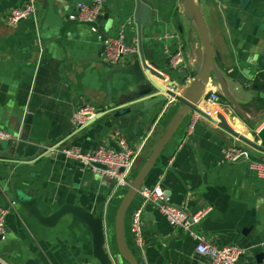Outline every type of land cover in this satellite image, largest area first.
<instances>
[{"label":"crops","instance_id":"obj_1","mask_svg":"<svg viewBox=\"0 0 264 264\" xmlns=\"http://www.w3.org/2000/svg\"><path fill=\"white\" fill-rule=\"evenodd\" d=\"M28 1L0 0V129L14 140L10 146L8 140H0V209L7 211L0 264H100L94 256L92 231L85 222L72 213L54 226L27 217L24 208L5 193L12 191L13 184L36 195L45 215L72 203L102 217L107 247L117 254L120 264H128L117 253L115 228L127 186L116 187L113 179L67 157L62 148L89 151L99 145L111 147L109 138L117 140L115 132L120 130L133 146L144 142L140 168L150 154H144L147 143L163 134L180 102L169 97L167 103L146 112L120 117V124L99 119L84 134L74 135L73 116L83 102L103 104L109 91L113 100L129 90L131 76H108L104 50L100 51L103 30L107 37L123 30L126 42L137 43L136 0H105L97 32L89 23L69 18L78 1L93 0H35L34 15L9 24L8 14ZM147 1L152 4V17L143 26V43L154 51V61L159 65L149 66L163 85L170 80L178 85L182 80V85L175 87L182 94L204 60L196 23L185 16L183 0ZM196 1L210 29L215 61L231 92L244 111L259 116L264 113V99L254 88V80L264 71L259 66L264 56V0ZM179 51L183 65L175 70L170 57ZM137 53L124 56L120 63H130ZM208 88L218 90L223 99L219 103L205 100L204 107L198 106L213 116L232 120L230 123L240 120L249 132L219 83L212 80ZM29 113L32 118L26 121ZM263 125L264 118L252 124L255 129ZM225 138L232 137L206 118L189 113L146 184L148 188L160 186L172 204L189 212L209 209L197 225L198 233L218 247L239 245L242 264H264V259H255L264 251V178L249 168L247 160L225 161L223 150L230 145ZM254 152L264 158V153ZM141 202L139 194L127 214L130 244H137L130 225ZM143 219L140 247L144 264H209L197 252L198 239L172 226L151 204L145 206Z\"/></svg>","mask_w":264,"mask_h":264},{"label":"water","instance_id":"obj_2","mask_svg":"<svg viewBox=\"0 0 264 264\" xmlns=\"http://www.w3.org/2000/svg\"><path fill=\"white\" fill-rule=\"evenodd\" d=\"M183 6L185 16L194 20L196 23L204 48V60L200 70L186 86L182 94H178L175 91L176 86L182 85V80L178 85L172 80H170L167 85H163L154 77L156 72L150 68L149 64L159 65L154 61V51L152 49H146L143 43V26L148 24L151 20L152 4L147 0H136L134 21L138 30V41L135 44L138 49L137 56L130 63L108 64L107 72L108 76L113 73L130 75L131 80L128 84L129 90L126 93H121L113 100L111 98V92L109 91L108 98L103 104L91 103L95 108L96 116L92 117L74 134L76 136L84 134L86 128L99 119H103L102 122L111 120L116 124H120V117L129 116L136 111L146 112L155 105L167 103L169 97L180 102V107L171 118L163 134L155 142L151 140L147 143L144 154L147 152H150V154L140 168L137 167L142 162V159L138 162V165L135 166V174L128 176L129 185L127 186L126 193L116 213L115 228L117 253L123 260H126L128 264H144L141 258L140 245L130 244L127 238L126 218L129 209L140 191L147 188L146 179L149 173L155 166L164 148L173 137L174 132L189 113H199L202 117L224 130L232 137L225 138L230 146L243 147L252 158L264 160L262 156L254 152L264 153V125L259 129H255L252 126V124L264 118V113L252 117L243 110L231 92L222 71L215 61L210 29L201 6L196 0H183ZM106 38L107 32L103 30V43H105ZM104 49L105 44H103L100 52L102 53ZM263 61L264 56H261L259 60V66L261 68L264 67ZM182 65L183 62H180L174 69L180 70ZM212 80H216L219 83L224 97L234 106L241 118L244 119V123L250 130L248 134L242 133L231 127L224 116H213L198 106L210 91L211 88H208V85L211 84ZM256 91L259 96L264 99V92ZM31 118L32 114H27L26 121H30ZM234 139L238 140L241 144L235 143ZM13 142V139H9L7 144L10 146ZM109 143L117 152L121 151V147L116 139L110 137ZM92 165L101 169H106V165L99 162H92ZM5 193L11 201L19 203L24 208L27 217L34 218L46 226L56 225L61 217L66 214H75L90 227L93 234L94 256L98 259L100 264H120L117 254L111 252L107 247L106 227L102 217L95 216L84 207L72 203H65L57 211L50 215H45L38 207L37 196L29 195L27 192L20 190L17 184H13L12 191L6 190ZM2 239L3 236L0 235V240ZM255 259L258 262H262L264 259V251L257 253ZM237 264L242 263L238 260Z\"/></svg>","mask_w":264,"mask_h":264},{"label":"built area","instance_id":"obj_3","mask_svg":"<svg viewBox=\"0 0 264 264\" xmlns=\"http://www.w3.org/2000/svg\"><path fill=\"white\" fill-rule=\"evenodd\" d=\"M104 1L105 0H93L91 3L78 1L74 11L69 14V18L71 20L89 23L92 30L97 32V22L103 13ZM35 13V0H29L24 6L14 8L8 14L7 21L11 25H16L22 19L34 15ZM104 44V58L108 64H118L122 61L124 56L138 52L135 45L126 42L123 30H120L117 36L107 37ZM182 61L183 55L181 51L170 57V63L173 66H176ZM222 99L220 92L214 89H210L204 98V100L212 103H219ZM196 115L201 116L199 113H196ZM94 116H96V111L92 104L90 102H83L79 110L73 116L75 125L74 131L76 132L82 128ZM197 118L198 117L193 120L192 127L198 120ZM115 135L121 147V151L119 152L107 145H99L89 151H83L79 148L72 147L62 148V151L67 157L78 160L84 166H91L94 170L110 177L115 181L116 187L128 186V176L134 173L136 161L141 156L144 148V142L139 146H133L120 130H117ZM11 138L12 135L10 133L0 129V140H9ZM53 148L54 147H52V149ZM223 157L225 161L231 163L247 160L249 168L264 178V161L252 158L243 147L226 146L223 150ZM92 162L104 164L106 165V169L94 166ZM139 194L142 197V202L133 211L130 225V229L138 245L143 243V217L145 206L151 204L167 217L172 226L180 228L198 239L199 242L196 246L197 252L205 256L209 264H237L243 252L239 245L229 244L218 247L205 240L198 233L197 225L209 209H203L192 213L185 207L176 206L169 201V197L158 185L153 188L147 187L140 191ZM6 212V210L0 209V235H2L3 238L6 233Z\"/></svg>","mask_w":264,"mask_h":264},{"label":"bare ground","instance_id":"obj_4","mask_svg":"<svg viewBox=\"0 0 264 264\" xmlns=\"http://www.w3.org/2000/svg\"><path fill=\"white\" fill-rule=\"evenodd\" d=\"M205 103L206 102H205L204 99L200 102L201 106H203V107H204ZM225 119L230 124V126L233 127L234 129H236V130H238L240 132L242 131L245 134L249 133V132L246 131V128L244 127V125L242 124V122L240 120H236L235 122H232L233 123L232 124V123L229 122V121H232V120H229L227 118H225Z\"/></svg>","mask_w":264,"mask_h":264},{"label":"trees","instance_id":"obj_5","mask_svg":"<svg viewBox=\"0 0 264 264\" xmlns=\"http://www.w3.org/2000/svg\"><path fill=\"white\" fill-rule=\"evenodd\" d=\"M254 83V88L256 90L264 92V71L260 72L255 78Z\"/></svg>","mask_w":264,"mask_h":264},{"label":"rangeland","instance_id":"obj_6","mask_svg":"<svg viewBox=\"0 0 264 264\" xmlns=\"http://www.w3.org/2000/svg\"><path fill=\"white\" fill-rule=\"evenodd\" d=\"M239 144H241L240 142H239ZM142 159V156H140L138 159H137V161H136V165H138V162H140V160ZM264 159V158H263ZM264 161V160H263Z\"/></svg>","mask_w":264,"mask_h":264}]
</instances>
